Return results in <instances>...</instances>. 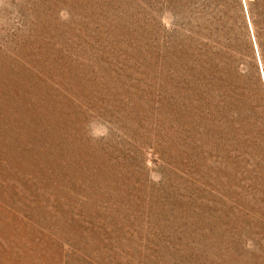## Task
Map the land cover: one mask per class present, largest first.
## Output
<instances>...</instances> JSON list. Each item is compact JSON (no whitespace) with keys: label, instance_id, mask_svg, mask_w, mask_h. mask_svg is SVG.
<instances>
[{"label":"rangeland","instance_id":"obj_1","mask_svg":"<svg viewBox=\"0 0 264 264\" xmlns=\"http://www.w3.org/2000/svg\"><path fill=\"white\" fill-rule=\"evenodd\" d=\"M187 1L0 0V264H223Z\"/></svg>","mask_w":264,"mask_h":264},{"label":"trees","instance_id":"obj_2","mask_svg":"<svg viewBox=\"0 0 264 264\" xmlns=\"http://www.w3.org/2000/svg\"><path fill=\"white\" fill-rule=\"evenodd\" d=\"M187 2L201 6L187 22V68L214 150L209 211L225 233L223 264H264V0Z\"/></svg>","mask_w":264,"mask_h":264},{"label":"water","instance_id":"obj_3","mask_svg":"<svg viewBox=\"0 0 264 264\" xmlns=\"http://www.w3.org/2000/svg\"><path fill=\"white\" fill-rule=\"evenodd\" d=\"M244 2L246 3V0H244ZM245 3H244V4H245Z\"/></svg>","mask_w":264,"mask_h":264}]
</instances>
